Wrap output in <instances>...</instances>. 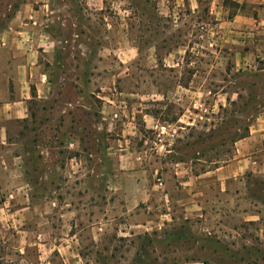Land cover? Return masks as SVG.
<instances>
[{
	"label": "rangeland",
	"instance_id": "374dc122",
	"mask_svg": "<svg viewBox=\"0 0 264 264\" xmlns=\"http://www.w3.org/2000/svg\"><path fill=\"white\" fill-rule=\"evenodd\" d=\"M7 3L17 4V0H0L1 5ZM45 4L40 19L59 46L53 64L46 61L56 94L34 102L30 118L13 126L11 140L25 157L33 197L57 200L55 205L43 206L50 219L46 231H40L44 236L37 229L24 236L16 229L0 230V264H185L194 260L264 264V247L255 238L251 242L225 236L222 241L209 235L208 229L216 225L212 215L207 220L197 215L186 219L178 211L176 221L162 233L137 228L140 206L127 202L126 190L122 195L113 189L119 182L137 181L129 176L121 181L119 176L121 113L115 112L109 122L102 120L101 113L102 95L126 88L182 83L211 91L193 95L196 102L188 115L194 123L163 124L157 131L173 141L172 154L163 151L159 156L174 165L169 184L179 185L181 178L175 174L180 167L175 163L198 173L230 161L235 141L264 109V60L255 57L251 69L237 66L238 71L231 60L221 64L217 48L225 57L239 50L208 43L198 22L210 21L209 15L202 9L193 14L187 5L173 12L177 0H45ZM171 53L180 72L166 76L164 59ZM216 92L228 93V103L223 101L220 108L211 100ZM199 99L205 106L198 104ZM159 110L170 123L180 113L175 103ZM134 143L137 147L139 139ZM154 182L163 188L166 180L159 173ZM245 193L264 200V180L249 179ZM257 204L254 210L261 207ZM67 211L79 214L74 219L77 229H71L70 219L60 217ZM234 224L228 219L223 229L230 230ZM238 226L246 229L243 223ZM73 232L77 238H71ZM23 246L28 248L24 254ZM74 247L82 261L62 252Z\"/></svg>",
	"mask_w": 264,
	"mask_h": 264
},
{
	"label": "crops",
	"instance_id": "0c3cea01",
	"mask_svg": "<svg viewBox=\"0 0 264 264\" xmlns=\"http://www.w3.org/2000/svg\"><path fill=\"white\" fill-rule=\"evenodd\" d=\"M179 1L177 6L174 5L173 12H180L187 5L193 14L201 13L202 9L209 15L210 21L198 22L205 29L204 37L208 43L239 50L225 57L220 56L222 50L217 48L221 64L224 60H231L238 71L237 66L244 67V70L250 66L251 69L255 57L264 60V0H182L183 5ZM45 7V0H17V4H0V230L16 229L21 236L29 235L35 229L39 236H44L40 231H46L45 226L50 219L43 206L55 205L57 200L51 199L50 202L48 197H33L27 180L25 157L16 152L14 147L17 144L11 140L13 126L30 118L34 102H44L56 94L49 81L46 63L53 64L52 59L59 46L40 19ZM171 57L172 53L164 59L167 62L164 69L166 76L180 72L175 70ZM154 70L157 72L159 65ZM133 88L111 96L102 95L101 113L102 120L107 122L113 120L115 112L121 113L117 122L123 131L122 148L118 151L119 176L121 181L124 176L137 177V181H122L113 189L121 191L122 195V190H126L127 202L140 206L137 228L148 233H162L176 221L178 211L186 219L197 215L207 220L212 215L216 225L212 226V230L208 229L209 235L222 241L225 236L241 240L245 237L251 242L255 238L259 246L264 247V200L256 201L245 193L249 179L264 180V109L250 122L247 133L235 141L228 163L198 173H194L189 166L175 163L180 167L175 175L181 179L179 185L173 186L169 184V179L174 176V165L159 156L163 151L172 154L173 141L162 138L157 131L163 124L194 123L196 120L188 115L191 104L196 102L193 95H207L211 91L182 83ZM211 100L214 106L220 108L223 101L228 103V93L216 92ZM172 103L176 104L180 113L176 121L170 123L162 118L159 109ZM198 104L205 106L202 99ZM148 133L156 135V138L150 139L146 135ZM136 138L140 142L137 147L134 143ZM159 173L166 180L163 188L154 182ZM127 184L132 189L128 190ZM257 203L261 207L254 210ZM67 212L60 213V217H66L65 221L70 219L71 229H77L74 219L79 214ZM228 219L237 225L224 230ZM239 223H243L248 230L242 231ZM31 224H34L33 228ZM70 236L77 238L78 233L73 232ZM27 250V246H23L20 252L24 254ZM62 252L82 261L76 247L72 250L63 248ZM185 264L209 263L194 260Z\"/></svg>",
	"mask_w": 264,
	"mask_h": 264
}]
</instances>
